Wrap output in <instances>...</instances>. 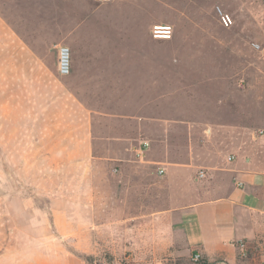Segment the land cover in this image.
Instances as JSON below:
<instances>
[{"label": "rangeland", "instance_id": "374dc122", "mask_svg": "<svg viewBox=\"0 0 264 264\" xmlns=\"http://www.w3.org/2000/svg\"><path fill=\"white\" fill-rule=\"evenodd\" d=\"M0 15V250L19 199L39 183L30 177L45 173L46 188L72 194L86 264L206 262L170 235V219L150 223L156 210L182 216L221 193L228 177L213 171L235 160L264 168V0H0ZM154 25L170 37H153ZM59 45L70 49L66 76L56 71ZM33 99L50 112L33 118L44 133H27L30 118L11 111ZM60 122L65 133L54 132ZM74 125L90 128L91 164L74 158L84 153ZM33 137L50 152L45 165L29 162ZM64 144L67 158L57 156Z\"/></svg>", "mask_w": 264, "mask_h": 264}, {"label": "crops", "instance_id": "0c3cea01", "mask_svg": "<svg viewBox=\"0 0 264 264\" xmlns=\"http://www.w3.org/2000/svg\"><path fill=\"white\" fill-rule=\"evenodd\" d=\"M29 103L26 109L20 111L15 108L11 111L16 113L15 116L30 118L32 126L27 125L30 128L27 133L46 132L48 124L42 123L40 128L39 125L35 127L33 118L49 117V110L38 108L34 99ZM53 127L54 132L67 131L61 122ZM74 127L83 132L81 141L76 138L74 150H84V153H78L74 158L78 164H91L96 157L90 128L87 125L83 129L76 125ZM33 138L28 140L29 162L45 165L50 152L44 141L36 142ZM58 148L57 156L67 158L66 144L58 145ZM213 173L214 176L222 173L228 177L221 193L187 204L181 209L184 213L182 216L173 207L156 210L151 227L162 229V219L167 217L171 220L170 227H167L170 235L179 238L186 249L200 253L201 258L209 264H264V168H255L252 162L239 159L224 170H215ZM62 177V182H66V177ZM75 179L86 181L88 176L77 174ZM30 180L39 183L30 193L22 195L17 210L13 211L17 215L16 219L12 216L9 222L13 236L0 250V264H86L76 253L82 249L84 228L80 221L76 225L78 221L74 222L71 215L72 206L68 199L72 196L70 190L66 186H59L57 190L46 188L44 181H48V176L45 173L34 174ZM85 187V184H79L75 189L77 198H83ZM84 205L83 199L76 202V210L83 209ZM67 237H72L73 246L69 245ZM242 243L243 246L240 245Z\"/></svg>", "mask_w": 264, "mask_h": 264}, {"label": "built area", "instance_id": "2783aa9c", "mask_svg": "<svg viewBox=\"0 0 264 264\" xmlns=\"http://www.w3.org/2000/svg\"><path fill=\"white\" fill-rule=\"evenodd\" d=\"M2 21L3 20H2V17L0 15V26L2 24ZM221 22L226 26L228 24H230L231 19H230L229 15L228 14H221ZM151 34L155 38H169L170 34H171V30H170V27L166 26V25H154L152 30H151ZM253 47L255 49H259V44L254 43ZM57 52H58V54H57V66H56L57 73L61 76L68 75L70 73V69H71L70 49L66 45H59ZM162 172H163V169L160 168L159 173H162ZM199 175L204 176L205 172L203 170H200ZM240 245L243 246V243ZM200 258H201L200 253L193 252L192 259L194 261H198Z\"/></svg>", "mask_w": 264, "mask_h": 264}, {"label": "trees", "instance_id": "16d2710c", "mask_svg": "<svg viewBox=\"0 0 264 264\" xmlns=\"http://www.w3.org/2000/svg\"><path fill=\"white\" fill-rule=\"evenodd\" d=\"M203 264H206V262H204Z\"/></svg>", "mask_w": 264, "mask_h": 264}]
</instances>
